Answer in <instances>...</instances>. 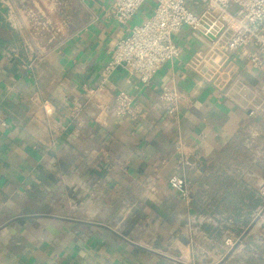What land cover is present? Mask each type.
<instances>
[{
  "label": "crops",
  "instance_id": "1",
  "mask_svg": "<svg viewBox=\"0 0 264 264\" xmlns=\"http://www.w3.org/2000/svg\"><path fill=\"white\" fill-rule=\"evenodd\" d=\"M2 1L0 264H264L258 73L240 60L229 82L201 79L189 63L207 45L184 26L173 36L181 56L149 84L125 67L108 77L112 93L133 98L136 115L118 116L87 88L104 81L112 48L152 15L153 0L127 24L112 0H69L71 23L56 41L42 40L35 62L13 55L24 35ZM166 84L188 98L174 117L160 101ZM172 176L188 182L189 202ZM218 226L252 230L225 256Z\"/></svg>",
  "mask_w": 264,
  "mask_h": 264
},
{
  "label": "built area",
  "instance_id": "2",
  "mask_svg": "<svg viewBox=\"0 0 264 264\" xmlns=\"http://www.w3.org/2000/svg\"><path fill=\"white\" fill-rule=\"evenodd\" d=\"M41 5L32 8L33 0H3L9 25L24 35L22 48H13L15 57L23 59L22 50L32 61L41 60L45 53L39 48L42 40L54 42L72 21L69 0H37ZM154 11L141 24L131 27L129 34L112 48L104 67V81L87 88L89 98L100 107L114 105L118 116H135L133 98L125 92L112 93L106 84L108 77L120 67L138 75L149 84L167 61L179 58L182 48L173 38L184 26L189 27L207 45L189 66L206 81L229 82L236 64L244 60L264 81V0H153ZM146 0H112L113 16L127 24ZM235 81L229 87L235 86ZM247 89L241 86L238 92ZM188 98L174 84H166L160 101L172 117L179 105ZM255 108V107H254ZM249 114L253 115L255 109ZM181 163L190 164L186 160ZM172 189L190 201L191 191L185 178L172 176ZM264 193V186L262 187ZM258 224L264 225V207L257 214ZM252 230L247 227L238 235L230 226L222 234L225 256L241 246Z\"/></svg>",
  "mask_w": 264,
  "mask_h": 264
},
{
  "label": "rangeland",
  "instance_id": "3",
  "mask_svg": "<svg viewBox=\"0 0 264 264\" xmlns=\"http://www.w3.org/2000/svg\"><path fill=\"white\" fill-rule=\"evenodd\" d=\"M227 229L226 226H218L215 229H213V233H215V237H219L221 234H223V232ZM232 229H236V228H232ZM238 234V233H237Z\"/></svg>",
  "mask_w": 264,
  "mask_h": 264
}]
</instances>
